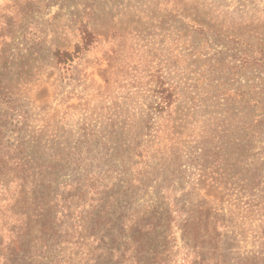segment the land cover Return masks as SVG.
Here are the masks:
<instances>
[{"label": "rangeland", "instance_id": "rangeland-1", "mask_svg": "<svg viewBox=\"0 0 264 264\" xmlns=\"http://www.w3.org/2000/svg\"><path fill=\"white\" fill-rule=\"evenodd\" d=\"M89 10L99 41L63 69ZM263 53L264 0H0V264H250L264 154L215 129L264 113ZM160 81L182 98L149 113Z\"/></svg>", "mask_w": 264, "mask_h": 264}, {"label": "trees", "instance_id": "trees-1", "mask_svg": "<svg viewBox=\"0 0 264 264\" xmlns=\"http://www.w3.org/2000/svg\"><path fill=\"white\" fill-rule=\"evenodd\" d=\"M92 16L94 18L95 12L93 10H89L75 20L73 32L76 36V41L72 47H66L58 43L53 45L52 56L56 63L63 69H67L79 55L86 51H89L94 47L96 43H98L100 35L98 31L90 26V24H92L93 22ZM102 20V26H105L104 24L106 22V19ZM188 22L193 27V29H195V32H202L203 34H207V32L210 31L215 34L217 33L218 35H223L221 31L214 32L209 28L208 25H202L194 20ZM262 56V59L264 60V53L262 54ZM245 67L247 66H238L236 69V73L244 71L243 68ZM178 90V85L167 84L163 81H160V83H158L153 90H149L153 93L151 94V101L149 102L147 107L149 113H162L168 110L173 105L176 98H182V95ZM235 95L237 96V99L235 100L239 101L240 105L242 103L245 107L250 106L251 108L256 109V107L260 104L259 101L251 98L249 96V93L242 88L237 89ZM243 114L244 115L240 114L239 118H237V120L235 121L232 120L234 116L229 117V123H234L232 126H229L227 124V120H223L221 122L222 124L216 123L217 127L215 126V138L217 140H220V138L223 137L225 138L224 141H228L229 139V141L236 142L238 144L237 149L238 151H240L242 156H245L249 150H254L255 144H257L258 149H261L262 151L258 154H264V113L256 111ZM234 125L236 126V130H234ZM262 159L264 160V157ZM247 170L248 169L244 170V173L246 172L245 183L238 184L237 182H229L227 184L228 189L235 188L234 191H237L240 195H253L252 192H254L253 190L255 187V183L250 180L251 175H247ZM260 229L263 230V232L259 234L258 238L264 239V220L260 224ZM191 230V227H184L181 230L183 238H191ZM197 232L199 233V231ZM263 244L261 246V249L254 252V255L249 258V261H251L250 264H264Z\"/></svg>", "mask_w": 264, "mask_h": 264}]
</instances>
